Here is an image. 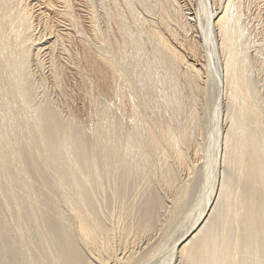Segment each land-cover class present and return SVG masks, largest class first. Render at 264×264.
<instances>
[{
  "label": "bare ground",
  "instance_id": "obj_1",
  "mask_svg": "<svg viewBox=\"0 0 264 264\" xmlns=\"http://www.w3.org/2000/svg\"><path fill=\"white\" fill-rule=\"evenodd\" d=\"M27 1L0 0V119L5 109V115L20 124L25 107L29 112L34 101L27 68L39 21L44 27L48 22L63 25L55 35L50 32L52 47L57 48L53 50H59L51 59V82L57 85L62 74L78 75L82 97L90 104L85 112L93 134L90 140L100 152L84 135L83 121L71 119L60 125L50 103L43 102L37 112L31 107L35 112L24 119L32 133L26 142L40 147L45 162L25 160L28 163L21 169L40 186H35L36 197L30 198L33 189L25 185L29 177L21 182L30 192L24 193L27 208L21 215L26 229L18 224L16 230L23 256L2 232L0 250L7 264H16L17 254L22 258L19 264H264V110L260 105L264 88L260 92L254 78L264 46L257 42L254 52L248 48L253 54L247 52L248 29L241 27L244 20L238 23L245 15L244 2ZM182 3L189 17L181 11ZM95 4L105 20H100L103 29L95 21ZM79 12L85 13L82 21ZM189 30L198 33L202 49ZM81 31L102 49L85 44L88 38H72V32L82 35ZM50 43L46 40L34 52L48 49ZM74 43L81 47L80 55ZM200 51L203 60L197 58ZM212 74L217 98L214 109L207 107H212L214 127L203 140L201 112L207 108L203 105L209 92L214 93L207 86ZM73 134L74 144L69 141ZM23 147L21 156L29 155ZM67 154L77 156L76 169L68 167ZM199 157L204 159L197 165ZM2 165L0 173L5 174L8 167ZM202 184V196L191 202L194 208L189 206L192 211L183 208L184 214L190 212L186 223H178L179 233H172L168 244L162 243L156 230L168 221L164 214H179L186 207V194Z\"/></svg>",
  "mask_w": 264,
  "mask_h": 264
},
{
  "label": "rangeland",
  "instance_id": "obj_2",
  "mask_svg": "<svg viewBox=\"0 0 264 264\" xmlns=\"http://www.w3.org/2000/svg\"><path fill=\"white\" fill-rule=\"evenodd\" d=\"M68 2L70 1L72 4H74V2H76L75 0H67ZM78 1V0H77ZM95 1V0H94ZM243 2H244V4H245V7H243L242 9H244V10H242V12H243V17H240L241 19L242 18H244V19H239L238 20V23H240V25H241V22L240 21H243L242 22V25H241V27H244V28H246V29H248L247 30V34H246V37H247V35H249L247 38H245V39H248V40H245L244 39V42L246 43V48L248 49L249 47L252 49V51L254 52L255 50H256V48H257V44L259 43H263L262 45L264 46V0H242ZM27 2H29V0L27 1ZM69 2V3H70ZM178 4H180V3H178ZM96 5V4H95ZM182 5H183V3H182ZM250 6V7H249ZM60 7L61 6H55V8H57V9H60ZM97 7H98V5H96L95 7H94V10H95V14L97 15V18H95V21L97 22V26H99V28L101 29L102 28V26H104L105 24V20H103L102 19V13H101V9L100 8H98L97 9ZM185 7V8H184ZM249 7V8H248ZM256 7V8H255ZM37 8H39V6H36V9ZM248 8V10H245V9H247ZM40 9V8H39ZM38 9V10H39ZM181 9V8H180ZM252 9V10H251ZM96 11H98V12H96ZM181 11L184 13V14H186L188 17L190 16V11L187 9V6H182V9H181ZM187 11H188V14H187ZM85 15V13L84 12H79V14H80V16H79V18H80V20L82 21V19H81V17H82V15L83 14ZM101 13V14H100ZM253 13V14H252ZM257 13V14H256ZM94 14V15H95ZM246 14L248 15V16H246ZM256 14V15H255ZM84 15H83V20H84ZM95 15V16H96ZM99 15L101 16V19H100V17H99ZM246 16V17H245ZM54 17V16H53ZM99 17V18H98ZM248 17V18H247ZM78 18V19H79ZM245 18H246V21H245ZM250 18V19H249ZM99 19V20H98ZM259 19H261V21L259 20ZM41 20H42V18H41ZM100 20H103V22L102 21H100ZM189 20H190V18H189ZM252 20V21H251ZM257 22H256V21ZM42 21H45V19L44 20H42ZM191 21V20H190ZM259 21V22H258ZM41 21H39V29L38 28H36L34 31H33V37L35 38L34 39V42H33V44L29 47L30 49H29V54H31L30 55V60H29V65H28V68H27V66H26V68H27V71H29L28 72V77H29V85H31L32 87H31V89L33 90L32 91V96H33V93H34V96L32 97L33 98V100L37 103H35L34 105H33V103H34V101L32 102V105L29 107V112L31 113V115H32V112L34 113L35 111L37 112V111H39V109H41L42 107L41 106H44L45 104H47L46 102H48V103H50L51 104V106L53 107V110H54V112H55V114L57 113V116H58V122H59V124L60 125H68L69 123H70V120L72 119V121L73 120H75V121H73V122H77L78 120V122H84V125H85V127H82V129H84L83 130V133H84V135L85 136H87L88 137V142L91 144V140L93 139V134H92V130H91V128H90V126H89V123H88V121H87V119H86V113L87 112H89V111H87L89 108H90V106H88V105H90L89 104V102L87 101V99H85L86 98V96L85 97H82V96H84V92L82 91V86H80V79L78 78V75L76 76V74H72L71 73V75H69V74H62L61 75V77H60V80H59V84L57 83V85L56 84H53L52 82H51V78H50V73H49V67H50V65H51V59H52V56H53V58H54V55L56 56L57 55V53L59 52V50L58 51H54V50H57V48H53L52 47V45H53V43H52V41H53V39L52 38H54L53 37V34L55 35L56 33H57V31H59L60 30V28L61 29H63L65 26H63V25H56L55 23H49L48 22V24H49V26H48V24H46L47 26H45L44 27V25H41V23H40ZM102 22V23H101ZM250 22V23H249ZM44 22H42V24H43ZM245 23V24H244ZM248 25H250V26H248V27H246L247 26V24ZM252 23V24H251ZM56 26H55V25ZM260 24V25H259ZM100 25H101V27H100ZM246 25V26H245ZM256 25V26H255ZM260 27H259V26ZM262 25V26H261ZM42 27V28H41ZM51 27V28H50ZM257 27V28H256ZM44 28H48L49 29V32H48V29H47V31H45L44 30ZM53 28V29H52ZM56 28V29H55ZM261 28V29H260ZM103 29V28H102ZM251 29V30H250ZM40 31V32H39ZM44 31H45V33H44ZM53 32V34L52 33H50V32ZM189 31H191V30H189ZM201 31H202V29H201ZM250 31H251V35L249 34L250 33ZM49 34H51L50 36H48L47 34L48 33ZM82 32H84V31H81V34H82ZM257 34H255V33ZM41 33V34H40ZM42 33H44V34H42ZM75 33V34H74ZM72 32L71 33V36H72V38H74V36H75V38H77L78 39V37L77 36H82L81 37V40H85V39H87V40H85V44H92L93 46H96V45H94L93 44V41H90L89 39L91 38L89 35V37H87V33L85 34V33H83L82 35H78V34H76V32ZM190 35H196L195 36V38L194 39H196L198 42H197V44H198V48H201L202 49V41H199L198 40V37H200V36H198V33H195V32H188ZM192 33V34H191ZM38 37H37V36ZM41 35V36H40ZM44 35V36H43ZM47 35V36H46ZM194 35H193V37H194ZM86 36V37H85ZM251 36V37H250ZM40 37H41V39H40ZM257 37H258V39H257ZM37 38V39H36ZM74 38V39H75ZM52 39V40H51ZM249 39H250V41L251 42H253V43H251V42H248L249 41ZM37 40V41H36ZM44 42H43V41ZM46 40L48 41V42H50L51 41V43H50V45L48 46V49L46 48L45 49V47H44V49L43 48H41L42 50H40L41 52H38V53H36V52H34L37 48L36 47H40V44L41 43H44V44H46ZM92 40V39H91ZM261 40H262V42H261ZM92 42V43H90V42ZM37 42V43H36ZM87 42V43H86ZM258 42V43H257ZM84 43V42H83ZM199 43L201 44V45H199ZM75 44L76 43H74L73 44V46H74V48L75 49H77L78 50V48H81L79 45H78V43L76 44V46H75ZM251 44H253V46L251 45ZM78 45V46H77ZM247 45H250V46H247ZM47 46V45H46ZM51 46V47H50ZM256 46V47H255ZM41 47H42V44H41ZM96 48H97V46H96ZM101 48V46L100 47H98L97 48V50L98 49H100ZM52 49V50H51ZM54 49V50H53ZM102 49V48H101ZM200 49V50H201ZM247 49H246V51H247ZM251 49H248V53H251V54H253V52L251 51ZM51 52V55H50V52ZM52 51H53V54H52ZM79 52L81 51V49H79L78 50ZM77 51V52H78ZM78 52V53H79ZM202 52H204V49L202 50ZM202 52L200 51V54H199V56H197V58L198 57H201L202 56ZM81 54V52L78 54V55H80ZM264 55H262V58H261V66H260V70H259V72H258V75L255 73L254 75V78L256 79V83H257V86H258V89L260 90V92H263V88H264V86L262 85V83L264 82V57H263ZM34 58V59H33ZM40 61H39V60ZM201 59L203 60L204 58L203 57H201ZM32 61V62H31ZM263 62V63H262ZM39 65V66H38ZM47 65V66H46ZM263 66V67H262ZM36 68V69H35ZM47 69V70H46ZM40 70V71H39ZM42 72V73H41ZM261 73V74H260ZM263 73V74H262ZM42 74V75H41ZM41 75V76H40ZM214 75V76H213ZM261 75V76H260ZM40 76V77H39ZM257 76V77H256ZM63 77V78H62ZM69 77V78H68ZM259 77V78H258ZM62 78V79H61ZM69 80H68V79ZM211 78V79H210ZM213 78V79H212ZM33 79V80H32ZM262 79V80H261ZM209 80H211V81H209ZM213 80V81H212ZM215 80V81H214ZM64 81V82H63ZM207 81H209L208 82V84H207V86L209 87V88H212V89H210V91L211 90H214V93L213 92H209V98L210 99H207V101H206V103H204L205 105H203V107H207V105L208 104H210L212 107L215 105V103L213 102V100H216V96H217V93H216V88H217V85H216V78H215V74H212V77L210 76L208 79H207ZM31 82V83H30ZM215 83V84H214ZM261 83V84H260ZM77 84V85H76ZM212 84V85H211ZM44 85V86H43ZM213 85H214V87H213ZM263 86V87H262ZM45 87V88H44ZM76 87V88H75ZM65 88H67V89H65ZM208 88V89H209ZM214 88V89H213ZM262 88V89H261ZM71 89V90H70ZM66 90H68V91H66ZM66 91V92H65ZM74 91V92H73ZM38 92V93H37ZM53 92H55V93H53ZM62 92V93H61ZM67 93L66 95L64 94V93ZM78 92H79V94H78ZM70 93V94H69ZM73 94V95H72ZM69 95H70V97H69ZM215 95V96H214ZM262 95L264 96V94H261V97H262ZM63 96V97H62ZM66 96V97H65ZM74 96H75V98H74ZM80 97V98H78L77 99V97ZM40 97V98H39ZM68 97V98H67ZM216 97V98H215ZM42 98V99H41ZM43 99H44V101H43ZM46 99V100H45ZM82 99V100H81ZM85 99V100H84ZM262 99H263V101L261 102V108H262V111L264 110V98L262 97ZM52 101V102H51ZM74 101V102H73ZM88 103H86V102ZM209 101V103H207ZM43 102L45 103V104H43ZM211 102V103H210ZM86 103V104H85ZM214 105H213V104ZM42 104V105H41ZM54 104V105H53ZM73 104V105H72ZM39 107H38V106ZM209 105V107H207V108H204L205 110H207V111H205V110H199L200 112H201V114H202V120H203V122H202V128H204L203 129V131H205V132H203V131H201V134L202 133H204V134H202V137H203V135H204V137H203V140H205V138L207 137V136H205V134L206 135H208V132H211V130L213 129V127H214V125H213V121L212 120H214L213 119V113H212V107ZM34 107L35 108V111H34V108L32 109L31 107ZM57 106V107H56ZM87 106V107H86ZM198 106V108H199V105H197ZM64 107V108H63ZM67 108V109H66ZM71 108V109H70ZM2 109V108H1ZM27 109V110H26ZM55 109H56V111H55ZM201 109H203V108H201ZM213 109H214V107H213ZM31 110H33L32 112H31ZM90 110V109H89ZM212 110V111H211ZM2 111V110H1ZM26 111L28 112V107H25V109H24V113H23V111H22V113L24 114L23 116H24V119H26L28 116V114L30 115V113L28 112V113H26ZM76 113H75V112ZM80 111V112H79ZM59 112V113H58ZM86 112V113H85ZM2 113H3V116H2V118H3V120H1V122H0V125L1 124H3V125H1V127H0V134H1V136H0V165H2V164H4V166H5V168L6 167H10L9 169L8 168H6V170H7V172H6V170H5V174H2L3 172H1L0 173V201H2V202H0V237L2 238V236L4 235V234H6L7 235V238H9V239H7L6 238V236L4 237L3 236V239H6L11 245H12V247H14L15 248V251H19V252H17L19 255H20V250H22V247H23V245H22V242L20 243V236H18L19 234H18V232L16 231V230H18V228H19V226H21V228H22V226H23V228L24 229H26V223H24L23 224V222H24V220H25V218L23 217V216H21V215H23V214H25L26 213V206L24 205L23 206V204L24 203H26L25 202V200H27V197L29 196L30 198L32 197V198H35L36 197V195H37V192H35V190L34 189H36V187H38V185H39V182L38 181H36L35 182V184H34V180L32 179V177L31 176H29L26 172H24V170H23V172H21V169H23V166H25L27 163H26V161H33V162H36V163H41V164H44L43 163V160H44V162H45V159H44V155H43V152H42V150L40 149V147H34V146H31L32 145V143L31 144H29L30 142L28 141V142H26L27 140H28V136L29 135H31L29 132H28V130H26L27 128H25V122H29V121H24V119L22 120V122L19 124V122L18 121H16V120H11L10 119V117L9 116H7V115H5V113H6V110L5 109H3V111H2ZM63 113V114H62ZM204 113H205V116H203L204 115ZM211 113V114H210ZM74 114V115H73ZM72 115V116H71ZM207 115H208V117H207ZM263 115H264V111H263ZM27 116V117H26ZM80 116V117H79ZM211 116H212V118H211ZM71 117V118H70ZM264 117V116H263ZM6 118V119H5ZM66 118V119H65ZM78 118V119H77ZM82 118V119H81ZM84 118V119H83ZM211 120H210V119ZM67 120V121H66ZM84 120H86V121H84ZM210 120V121H209ZM6 121V122H5ZM71 121V122H72ZM80 122V123H81ZM82 122V123H83ZM212 124H211V123ZM4 123H6L5 125H4ZM210 123V124H209ZM205 124V125H204ZM64 125V126H65ZM213 125V127H211ZM208 126H210V127H208ZM206 127H207V129H206ZM202 128H201V130H202ZM211 128V129H210ZM5 129H7V130H5ZM85 129H87V130H85ZM206 129V130H205ZM2 130H4V131H2ZM12 130V131H11ZM9 131V132H8ZM14 131V132H13ZM20 132V133H19ZM21 132H24V133H21ZM4 133V134H3ZM8 133L10 134V135H8ZM24 134V135H23ZM4 135V136H3ZM91 135V136H90ZM11 136V137H10ZM13 136H14V138H13ZM76 137V134H73V135H69V137H70V139H69V141H70V143L72 142L73 144H74V141L76 140V138H74V137ZM3 137V138H2ZM10 137V138H9ZM27 138V139H26ZM90 138H91V140H90ZM12 139V140H11ZM72 139V140H71ZM75 139V140H74ZM1 140H4V141H1ZM17 140V141H16ZM206 140H207V138H206ZM3 142V143H2ZM13 143H15V144H13ZM26 143H28L27 144V146H26ZM93 143V142H92ZM7 144H9V145H7ZM17 144V145H16ZM5 146L4 148H1V147H3V146ZM22 145H24V147L22 146ZM33 145H34V143H33ZM93 145L95 146V150H98V152H100V146H98L97 144H95V143H93ZM12 146L14 147L13 148V150H12ZM36 146V145H35ZM11 147V148H10ZM16 147V148H15ZM21 147H23V148H26L27 150L29 149V155H23L22 154V156H21V153H22V151H20V148ZM72 147V146H71ZM99 149H98V148ZM73 148V147H72ZM97 148V149H96ZM6 149H8V150H6ZM22 149V148H21ZM38 149V150H37ZM4 152H2V151ZM23 150V149H22ZM6 151H8V152H6ZM14 151V152H13ZM51 151V150H50ZM54 151H57L56 149L54 150ZM18 152V153H17ZM3 153V154H2ZM15 153H17V154H14ZM30 153H32L31 155H30ZM13 156H12V155ZM98 154V153H97ZM3 157H2V156ZM24 156V157H23ZM26 157L29 159H26ZM77 157V156H76ZM76 157H74L72 154H67L66 155V160H67V163H68V167L69 168H73V169H76L75 168V166H76V162L78 163V159H76ZM5 158H6V160H5ZM18 158H21L20 160L18 159ZM199 160H198V162H197V165H199V164H202V159H204V158H202V157H199L198 158ZM26 160V161H25ZM36 160V161H35ZM6 161V162H5ZM10 161H11V163H10ZM25 161V163H23ZM71 161H72V163H71ZM16 162V163H15ZM20 162V163H19ZM22 162V163H21ZM201 162V163H200ZM199 163V164H198ZM9 164H10V166H9ZM22 164V165H21ZM71 164V165H70ZM196 165V164H195ZM3 166V165H2ZM18 166H20V167H18ZM14 167V169H12ZM9 170H11L10 172H9ZM15 173V174H14ZM8 175H9V177H8ZM76 175H77V178L78 179H80V180H82V175H81V173L78 175V173H76ZM28 178V181H27V178ZM17 179H19V180H17ZM19 177V178H18ZM22 179H21V178ZM26 178V179H25ZM202 178V177H201ZM7 179V180H6ZM14 179H16V180H14ZM25 181H24V180ZM31 179V182L29 181ZM199 180H201V179H199ZM17 181V182H16ZM24 181V183H25V185H26V187L28 186V188H30V190L31 189H33V191L31 190L30 192H33L32 194H28L27 193V191L29 190H27V188L24 186V183H21V182H23ZM202 181H203V179H202ZM20 182V183H19ZM38 182V183H37ZM6 183V184H5ZM16 184V186H15V184ZM31 183V184H30ZM13 184H14V186H13ZM19 184H21V185H23V186H21V185H19ZM33 184H34V186H33ZM38 184V185H37ZM201 184V183H200ZM204 184V183H203ZM203 184L202 185H200L201 186V189H199L198 188V191L197 190H195V189H190V191L191 190H193L192 192L194 193V195H193V193L192 192H188L187 194H186V196L187 197H185V199L186 200H189V201H186L185 200V204H186V207H185V205L182 207V210H183V212H182V210H181V212H179V214H175V215H171V214H169V212H166V214H164V220L165 221H167L166 219H168V221L167 222H165L164 223V226H162L161 228H163V229H166V230H164L163 232H162V230H156V237H162V243H166V244H168L171 240H169V236L171 237V235H172V233H175V235L176 234H178L179 233V230H180V228L181 227H179L180 225L178 224V223H182V224H184V223H186V222H184V221H187L188 220V216L190 215V212L192 211V209L194 208V205H192L191 204V202L194 204L195 202H197V200H198V198L199 197H201L202 196V187H203ZM7 187H6V186ZM30 186V187H29ZM36 186V187H35ZM40 186V185H39ZM199 186V187H200ZM25 187V189H26V191L23 189ZM33 187V188H32ZM41 187H42V185H41ZM4 188V189H3ZM3 189V190H2ZM6 189V190H5ZM10 189V190H9ZM13 189V190H12ZM199 190H200V192H201V194L199 193ZM14 191V192H13ZM16 191L18 192L17 194H16ZM8 192V193H7ZM11 192H13V193H11ZM29 192V191H28ZM29 192V193H30ZM10 193V194H9ZM23 193V194H22ZM24 193H26V194H28V196L27 195H25ZM14 194H15V196H14ZM35 196H34V195ZM199 194V195H198ZM7 195H9V196H7ZM11 195V196H10ZM31 195H33V196H31ZM188 195H189V198H188ZM190 195L192 196V197H190ZM1 196H3L2 198H1ZM17 196V197H16ZM27 196V197H26ZM197 196H199V197H197ZM12 199H11V198ZM25 197V199H23ZM8 198V199H7ZM9 198H10V200H9ZM19 198V199H18ZM190 198H191V200H190ZM194 198V199H193ZM3 199V200H2ZM131 199V198H130ZM133 199V198H132ZM193 199V200H192ZM196 199V201H194ZM6 200V201H5ZM16 201V203L15 204H13L14 203V201ZM18 200H19V202L21 201V203H19L18 202ZM24 200V201H23ZM5 201V202H4ZM8 202V203H7ZM18 202V203H17ZM24 202V203H23ZM132 202H135V200L134 201H132ZM190 203V205H187V204H189ZM7 204V205H6ZM19 204V207L21 206V204H22V206H21V211H20V208L17 206V205ZM13 205L15 206H17L16 208L18 209L19 208V210L17 211V209L14 211V207H13ZM189 206H192V207H190L189 208ZM188 207V208H187ZM3 208V209H2ZM23 208H25L24 210H23ZM185 210H189V211H187V213L189 214V215H186V212H185V214H184V209ZM187 208V209H186ZM4 210V211H3ZM24 212H23V211ZM29 210V209H28ZM3 211V212H2ZM19 211H20V213H19ZM15 212H18V215H19V217H18V215H17V213H15ZM17 215V216H16ZM174 216H176V217H178V218H176V217H174ZM2 217V218H1ZM16 217H18V218H16ZM170 217H172V220H171V218ZM174 217V218H173ZM177 220H180V222L179 221H177L176 223L174 222V221H176V219ZM182 218V219H181ZM187 218V219H186ZM6 219V220H5ZM21 219H23L22 220V222H19L18 220H21ZM184 219V220H183ZM17 220V221H16ZM171 220V221H170ZM174 220V221H173ZM182 220V221H181ZM18 222V223H17ZM25 222H26V220H25ZM164 222V221H163ZM21 223H22V225H21ZM173 223V224H172ZM18 224H19V226H18ZM11 225V226H10ZM176 225H178V227L176 226ZM43 226V225H42ZM165 226H167V227H169V228H165ZM185 226H186V224H185ZM175 227H177V228H175ZM20 228V229H21ZM171 228V229H170ZM23 229V230H24ZM169 231V232H166V231ZM158 231H160L161 232V235H162V233H163V235L161 236L160 235V233L158 232ZM171 231V232H170ZM173 231V232H172ZM4 234H3V233ZM165 233V234H164ZM1 234H3V235H1ZM16 234H18V235H16ZM169 234V235H168ZM165 235V236H164ZM167 236V237H166ZM157 239V238H156ZM166 239V242H164V240ZM156 241H160V240H156ZM169 241V242H168ZM168 242V243H167ZM19 245V246H18ZM21 246V247H20ZM18 248H19V250H18ZM1 251L2 250H0V264H7V262H6V259H5V253L2 251V254H1ZM16 255L17 256V261H16V264H19L20 263V259H22L21 257L23 256L22 255V252H21V257L19 256V255ZM16 258V257H15ZM19 258V259H18ZM3 261V262H2ZM2 262V263H1ZM17 262H19V263H17Z\"/></svg>",
  "mask_w": 264,
  "mask_h": 264
}]
</instances>
